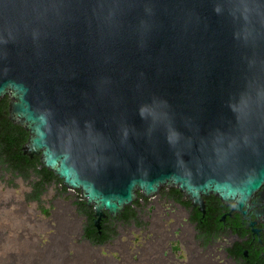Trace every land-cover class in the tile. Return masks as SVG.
<instances>
[{"label":"water","instance_id":"95a60500","mask_svg":"<svg viewBox=\"0 0 264 264\" xmlns=\"http://www.w3.org/2000/svg\"><path fill=\"white\" fill-rule=\"evenodd\" d=\"M5 98L25 160L79 192L98 232L103 214L121 220L164 187L250 220L264 186V0H0Z\"/></svg>","mask_w":264,"mask_h":264},{"label":"bare ground","instance_id":"6f19581e","mask_svg":"<svg viewBox=\"0 0 264 264\" xmlns=\"http://www.w3.org/2000/svg\"><path fill=\"white\" fill-rule=\"evenodd\" d=\"M10 117L11 113L9 112V118ZM20 149L23 157H21L18 149L15 148L14 152L10 154V159L12 161L9 163L7 162V154L1 155L0 153V168L4 172V174L3 172L0 173V181L3 176L8 175L7 173H10L11 175V180L9 182L10 186H15V182L21 179L23 182L22 185H25V197H28L34 192L32 187L34 182L31 185L30 180L33 177H36L34 175L35 170L33 167H31V163L34 159L25 160L26 155L29 153V138L25 145H23ZM16 157H19V160H15ZM40 162L42 164V157L40 158ZM15 163L19 164V168H17V170H13L10 167ZM0 190L2 191V188H0ZM29 202L33 203L38 201L31 200ZM65 202L69 204L72 203V201L69 200ZM21 203L23 210H25L26 201L22 200ZM56 206L57 204L54 202L53 206H51L50 209H47L49 210L48 214L43 212V209L41 208L37 211L41 217V223L39 224H33L32 221H34L35 216L33 213L29 214L32 215V218H29L32 220H29V222L34 225L32 230L33 234L38 239L39 244L46 245L44 251H47V249L50 247V241L54 236L57 235V229H50L49 232L45 230L46 225L49 227L53 226L51 222L54 221L55 224H57ZM131 206H133L134 213H126L128 211H125L121 220L113 219L111 216L103 214L102 224L104 223L103 221L108 219V221L114 224L116 231L115 233L113 232L109 238L102 242L97 241L94 242V244H91V241L84 237L85 231L82 230L79 233L77 232V236L74 238H65L64 233V241L62 240V243L65 244L67 255L69 257H74V259L79 258L77 254L80 252L78 253L76 248L81 246L83 248L85 247L89 249L91 253L93 252V258H96L98 263L103 262L107 264H132L131 262H138L137 264H200L198 261H194L195 258L200 259L199 261L202 262V264H256L239 260L185 224L170 216L160 208L156 207L150 202H147L139 195L134 196V202ZM14 209L15 208L10 211L6 210V214L8 215L10 212L12 213ZM69 211L77 222L85 220V224H89V218L87 216L85 218L81 217L78 219L80 215L76 212V207L73 204L69 207ZM93 212L92 218L94 219V227L97 229L96 209H93ZM102 224L99 231L100 234ZM86 225H84V228ZM80 228H82L81 225ZM10 232L11 235L9 237V241L6 244L11 243L12 246H4L2 248L0 251V264H25V257H23L25 246L24 243H19L21 239L19 236H21V233L13 231V229H11ZM22 236L25 237L26 233H22ZM66 243H68L69 246H67ZM150 247H152L153 250L151 255L155 257L154 259H156V261H153L147 254L144 255L148 249H150ZM160 253L164 257V261L162 260ZM50 259L51 258L45 260L43 258L42 264H56L51 263V261L55 262L56 260L54 261ZM55 259L62 262H68L60 257ZM28 264H31L30 261Z\"/></svg>","mask_w":264,"mask_h":264},{"label":"rangeland","instance_id":"374dc122","mask_svg":"<svg viewBox=\"0 0 264 264\" xmlns=\"http://www.w3.org/2000/svg\"><path fill=\"white\" fill-rule=\"evenodd\" d=\"M38 169H42V166L40 165ZM1 172H3V170L0 168V173ZM7 174L8 175L3 176L0 181V188H2V191L0 190V251L2 250L4 246L5 247L12 246L11 243L9 244H6V243L9 241V237L11 235L10 231L11 229H13V231H17L21 233V236H19L21 238V239L19 238L20 239L19 243L20 244L24 243V246H25L24 251H23V255H24L23 257H25V264H28L29 261L31 264H42L43 258L45 260H48L49 258H51L54 261L56 260L55 262L51 261V263H56V264H93V263L107 264L103 262L98 263L97 259L93 258L94 253L93 252L91 253L89 249L85 247L83 248L81 246H78L76 248L78 253L80 252L79 254H77L79 258L74 259V257H69L66 252L65 244L62 243L64 233H65V238L67 237L74 238L77 236V232L79 233L81 230L84 231V225H86L85 220L77 222L76 219L71 215L69 211V207L73 204L76 207V212L79 213L80 215L78 219H80L81 217L85 218L87 216L86 212L83 210V209H87V206H86V203L81 202V196L79 192L72 193L64 189V184L59 183L58 181H54L51 184H49V186L46 187V190L41 197L40 203L33 202L35 204L34 205L33 203L29 202L32 200L31 196L33 195V193H31L32 195L30 194L31 196L29 195L28 197H25V192H24L25 185H22L23 184L22 180L19 179L15 182V186H10L9 182L11 180V175L10 173H7ZM38 178L39 177H37V175L36 177H33L30 180L31 185L33 182H34L33 183L34 185L35 182L39 181L40 179ZM22 200L26 201L25 210H23V207L21 205ZM68 200L72 201V203L69 204L65 202ZM54 202L55 204H57L56 206L57 207V219L59 220L60 225L55 224V222L53 221L51 222L53 226H50V227L48 225L45 226V230H47L48 232L50 231V229L51 230L57 229L56 231L57 235L54 236L53 239L50 241V247L47 249V251H44L46 245H43V244L41 245L37 242L38 239L31 231L30 224L32 225V223H30L27 219L32 218V215H29V214L33 213L35 216L33 223L34 224L41 223V220H40L41 217H40L39 212L37 211L40 208L50 209V207L53 206ZM13 208H15L14 209L15 211L13 212H15L16 214L14 215L10 212L8 214L10 216H7L6 210L9 211V210H12ZM87 210H91L93 212V209H87ZM80 225L82 226V228H80ZM22 233H26V236L23 237ZM37 244H39V246ZM66 244L67 246H69L68 243ZM155 248L158 249L157 247ZM94 252H97V251H94ZM152 253H153V250H152V247H150V249H148V251L144 255L147 254L153 261L154 260L156 261V259H154L155 257L151 255ZM57 257L63 258L68 262H65V261L62 262V261L55 259ZM199 260L200 259L198 258L194 259V261H198L200 264H202V262H200Z\"/></svg>","mask_w":264,"mask_h":264},{"label":"flooded vegetation","instance_id":"af4514ba","mask_svg":"<svg viewBox=\"0 0 264 264\" xmlns=\"http://www.w3.org/2000/svg\"><path fill=\"white\" fill-rule=\"evenodd\" d=\"M139 196L239 260L264 264V186L250 202V220L214 196L204 198V212L174 188L164 187L152 198Z\"/></svg>","mask_w":264,"mask_h":264},{"label":"trees","instance_id":"16d2710c","mask_svg":"<svg viewBox=\"0 0 264 264\" xmlns=\"http://www.w3.org/2000/svg\"><path fill=\"white\" fill-rule=\"evenodd\" d=\"M18 127V126H17ZM14 126V124L9 119V100L8 98L3 99L0 102V153L1 155L7 154V162L9 163L12 161L11 153L14 152V149L17 148L18 151L22 156L21 147L25 145L29 138L28 132L22 130ZM20 132V133H19ZM19 133V135H18ZM15 160H19V157H16ZM40 158H35L33 162L31 163L34 168V175L38 176L40 179L39 181L35 182L33 187V195L32 200L40 202V199L43 195V193L46 190V187L49 186L54 181H58L59 183H62L53 173L46 170L44 167L42 169H38V167L42 164H40ZM17 164V165H16ZM18 163H15L14 165H11L10 167L13 170H17L19 168ZM15 166V167H14ZM86 212L87 217L89 218V224H87L84 228L85 234L84 237L91 241V243L94 244V242L97 241H104L105 239L109 238L112 233L116 231V228L114 227V224L110 221L105 220L103 223L102 233L100 234L97 229H95L93 225V212L91 210L83 209ZM126 213H134L133 206L128 207L126 209ZM43 212L46 214L49 213V210L43 209ZM81 212V211H80ZM109 222V223H108ZM107 223V224H105ZM102 237V238H101Z\"/></svg>","mask_w":264,"mask_h":264},{"label":"clouds","instance_id":"9594fccd","mask_svg":"<svg viewBox=\"0 0 264 264\" xmlns=\"http://www.w3.org/2000/svg\"><path fill=\"white\" fill-rule=\"evenodd\" d=\"M216 11H218V10H216ZM41 164V163H40ZM42 166V165H41ZM38 177V176H37ZM63 184V183H62ZM134 206V205H133ZM10 211V210H9ZM13 211H15V210H13ZM12 214H16L15 212H12ZM11 214V215H12ZM7 216H10V215H7ZM111 218V217H110ZM28 221L29 220H32V219H27ZM33 222V221H32ZM104 222V221H103ZM34 224V223H33ZM57 225H60V223H59V220L57 219ZM93 225H94V219H93ZM30 226H31V231L33 230V228H34V225H31L30 224ZM56 228H58V227H56ZM102 228H103V224H102ZM96 229V228H95ZM33 233V232H32ZM101 233H102V230H101ZM36 241H37V239H36ZM38 242V241H37ZM92 244V243H91ZM38 246H39V244H37ZM159 246V245H158ZM44 247V246H43ZM46 247V246H45ZM160 248H161V246H160ZM160 248H159V250H160ZM161 251V250H160ZM160 256L162 257V260L164 261V257L161 255V253H160ZM132 264H137V263H133V262H131ZM195 264V263H194Z\"/></svg>","mask_w":264,"mask_h":264}]
</instances>
